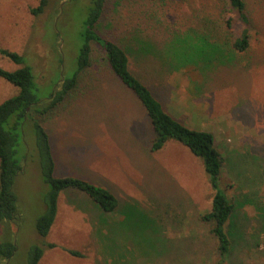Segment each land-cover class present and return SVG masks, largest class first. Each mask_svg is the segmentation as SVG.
<instances>
[{
    "label": "rangeland",
    "instance_id": "obj_1",
    "mask_svg": "<svg viewBox=\"0 0 264 264\" xmlns=\"http://www.w3.org/2000/svg\"><path fill=\"white\" fill-rule=\"evenodd\" d=\"M89 1L48 0L35 14L40 0H0V48L25 57L42 97L74 70ZM246 2L250 46L244 52L234 42L246 25L227 26V0H108L98 25L127 49L131 69L165 108L189 127L213 132L226 155L222 184L238 208L229 225L233 251L222 264H264V0ZM184 39L195 61L182 66L186 56L179 54L182 61L165 63L168 47ZM205 43L219 46L213 53L207 45L209 59L199 56ZM92 47L77 91L32 117L50 133L56 173L104 186L120 205L106 212L85 192L64 189L56 221L42 237L36 221L48 186L30 131L27 168L17 181L24 227L11 264H29L30 247L43 241L55 246L46 247L39 264H221L218 240L201 220L214 196L203 160L176 140L153 150L144 105L115 76L103 48ZM0 65L23 66L1 52ZM17 92L0 77V103Z\"/></svg>",
    "mask_w": 264,
    "mask_h": 264
},
{
    "label": "trees",
    "instance_id": "obj_2",
    "mask_svg": "<svg viewBox=\"0 0 264 264\" xmlns=\"http://www.w3.org/2000/svg\"><path fill=\"white\" fill-rule=\"evenodd\" d=\"M107 1L90 0L87 4L84 40L78 46L74 70L62 75L45 97L41 96V88L38 81L36 82L31 67L25 64V57L18 51L0 48L3 55L23 65L15 70L0 65V77L18 87L16 94L0 103V264H11L20 248L19 235L24 227V218L17 181L27 168L30 131L36 137L35 149L41 177L48 186L43 199L45 209L36 221V230L42 237L49 235L56 221L60 194L64 189L73 188L85 192L106 212H114L120 205L118 196L104 186L79 176L58 175L50 133L38 118L32 117V112L40 115L50 113L77 91L82 73L91 64L94 42L105 51L106 60L115 76L130 88L144 105L155 132L152 140L153 150L162 149L168 141L176 140L203 160L214 196L211 208L201 213V220L209 226L211 233L218 240L219 263H225L233 251L234 236L229 225L238 208L235 199L228 192L227 184L226 186L222 184L226 155L216 145L213 132L193 129L175 118L150 85L131 69L127 49L99 32L98 25L105 13ZM227 2L229 7L226 10L227 26L233 28L236 21L246 25L234 42L235 50L244 52L250 46L247 2L246 0H227ZM47 4L48 0H40L39 6L32 9L33 13H41ZM207 45L212 48L213 53L219 51V46L205 43V48L198 49L201 53L199 56L209 59L206 55L210 53H205ZM190 49L192 46L187 44V39L182 40L181 45L173 43L168 47L169 51L163 61L175 64L176 61H182L179 54H183L186 57L182 61V66H186L195 61V55L188 54ZM6 124L10 127L7 128ZM20 154L23 156L20 157ZM74 192L72 195H75ZM54 246V243L47 241L33 244L28 253L29 264H39L46 247ZM73 254L82 255L78 251H73Z\"/></svg>",
    "mask_w": 264,
    "mask_h": 264
}]
</instances>
